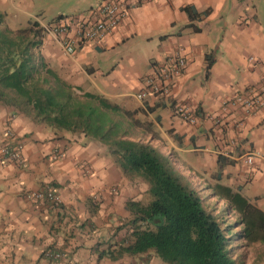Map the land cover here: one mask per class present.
<instances>
[{
  "label": "crops",
  "instance_id": "crops-1",
  "mask_svg": "<svg viewBox=\"0 0 264 264\" xmlns=\"http://www.w3.org/2000/svg\"><path fill=\"white\" fill-rule=\"evenodd\" d=\"M104 1L117 0H0V11L13 30L31 21L44 28L67 24V34H46L42 47L63 80L80 95H98L132 114V138L171 155L205 203L226 209L227 201L215 194L216 186H225L264 212V107L250 114L233 103L264 76V0L132 2L111 34L81 42L76 28L94 24V10ZM185 7L210 14L191 20ZM65 40L74 44V55L66 54ZM177 50L187 66L171 98L140 99L147 78ZM176 103L197 122L182 120ZM7 127L25 142V166L0 160V264H167L153 250L119 255L120 246L131 242L128 204L147 205L151 197L149 183L126 174L109 145L0 103V149L9 142ZM56 149L64 152L59 161L51 158ZM255 151L262 156L247 164ZM221 157L229 161L222 167ZM47 188L56 190L61 207L24 195ZM47 250L66 257L52 261L44 256Z\"/></svg>",
  "mask_w": 264,
  "mask_h": 264
},
{
  "label": "trees",
  "instance_id": "trees-1",
  "mask_svg": "<svg viewBox=\"0 0 264 264\" xmlns=\"http://www.w3.org/2000/svg\"><path fill=\"white\" fill-rule=\"evenodd\" d=\"M183 10L191 20L210 14L193 7ZM46 34L36 21L13 30L0 11V103L104 142L120 158L126 174L149 183L150 202L128 204L131 242L120 246L119 255L153 250L167 264H242L236 242L264 245L263 211L250 208L240 190L225 186H216L215 194L227 201L226 209L208 207L171 155L151 142L132 138L134 128L127 123L132 114L98 95L78 94L49 66L42 54ZM220 161L221 167L229 162L222 157ZM227 216L236 220L230 223Z\"/></svg>",
  "mask_w": 264,
  "mask_h": 264
},
{
  "label": "built area",
  "instance_id": "built-area-1",
  "mask_svg": "<svg viewBox=\"0 0 264 264\" xmlns=\"http://www.w3.org/2000/svg\"><path fill=\"white\" fill-rule=\"evenodd\" d=\"M158 0H117L104 1L95 10L98 20L92 25H82L76 28V36L83 42L100 41L111 34L127 17L132 2L144 3L154 2ZM45 31L57 38H62L69 32V26L65 23L49 25L45 27ZM67 55L72 56L76 53L75 46L72 42L62 41ZM187 66V58L181 50H177L167 57L156 73L149 76L146 80L145 91L138 95L140 99H144L149 94L161 96L163 98H171V87L174 81L179 78ZM233 103L242 105L245 110L252 114L264 107V76L259 87L248 90L244 94H239L233 100ZM174 112L184 121L195 124L196 116L185 105L176 103ZM9 142L4 144L0 149V160L9 162L18 167H24V149L25 142L17 136L9 127L5 132ZM64 156V152L56 149L52 154L53 161H59ZM262 156L260 152H251L246 156V163L252 165L255 158ZM89 172V171H88ZM117 191V189H113ZM25 197L33 202L50 203L56 208L61 207L62 199L55 189L47 188L41 191H28ZM44 256L52 261H61L66 257L63 252L47 250Z\"/></svg>",
  "mask_w": 264,
  "mask_h": 264
},
{
  "label": "rangeland",
  "instance_id": "rangeland-1",
  "mask_svg": "<svg viewBox=\"0 0 264 264\" xmlns=\"http://www.w3.org/2000/svg\"><path fill=\"white\" fill-rule=\"evenodd\" d=\"M49 34L48 32H46ZM204 196V195H203ZM213 201L208 200L205 204L211 209L220 210L219 205H213ZM230 223L236 220L234 216H227ZM238 260L242 264H264V245L254 244L246 245L244 242H236Z\"/></svg>",
  "mask_w": 264,
  "mask_h": 264
}]
</instances>
